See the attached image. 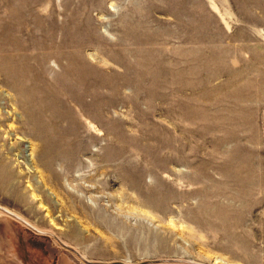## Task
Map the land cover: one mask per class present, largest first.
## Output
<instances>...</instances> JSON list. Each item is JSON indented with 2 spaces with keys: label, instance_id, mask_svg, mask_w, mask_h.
Returning a JSON list of instances; mask_svg holds the SVG:
<instances>
[{
  "label": "rangeland",
  "instance_id": "1",
  "mask_svg": "<svg viewBox=\"0 0 264 264\" xmlns=\"http://www.w3.org/2000/svg\"><path fill=\"white\" fill-rule=\"evenodd\" d=\"M257 131L264 0H0V206L84 259L264 264ZM0 264L85 263L0 211Z\"/></svg>",
  "mask_w": 264,
  "mask_h": 264
},
{
  "label": "water",
  "instance_id": "2",
  "mask_svg": "<svg viewBox=\"0 0 264 264\" xmlns=\"http://www.w3.org/2000/svg\"><path fill=\"white\" fill-rule=\"evenodd\" d=\"M0 211H2L3 213L11 216L12 218H14L16 220H19L20 222H22L23 224H25L27 227H29L30 229H32L33 231H35L38 234L51 235L52 237H54L58 241V243L63 248H65L66 250L72 252L80 260H82L85 264H101V263H93V262H90V261L84 259L76 250H74L73 248H71V247L63 244L62 242H60L54 235L49 234V233H45V232H40V231L36 230L31 225H29L27 222H25L21 217H19L18 215L12 213L11 211L7 210L6 208L0 206ZM159 263H168V264H198V263L193 262V261H190V260H180V259L146 261V262H142L141 264H159ZM114 264H123V263H114Z\"/></svg>",
  "mask_w": 264,
  "mask_h": 264
},
{
  "label": "crops",
  "instance_id": "3",
  "mask_svg": "<svg viewBox=\"0 0 264 264\" xmlns=\"http://www.w3.org/2000/svg\"><path fill=\"white\" fill-rule=\"evenodd\" d=\"M256 135L258 136V139L260 140V146L264 145V133L263 132H256ZM255 160L260 162V166H264V154L263 152L254 153L253 156L251 155L249 157V160ZM250 179V186L254 187L255 190H259L260 192L264 191V167L257 169V163L254 169V174L251 175Z\"/></svg>",
  "mask_w": 264,
  "mask_h": 264
},
{
  "label": "bare ground",
  "instance_id": "4",
  "mask_svg": "<svg viewBox=\"0 0 264 264\" xmlns=\"http://www.w3.org/2000/svg\"><path fill=\"white\" fill-rule=\"evenodd\" d=\"M146 261H151V260H146ZM146 261H144V262H146ZM153 261V260H152ZM123 264H126V263H123Z\"/></svg>",
  "mask_w": 264,
  "mask_h": 264
}]
</instances>
